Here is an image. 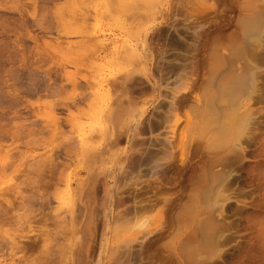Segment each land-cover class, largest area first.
Wrapping results in <instances>:
<instances>
[{"label": "rangeland", "instance_id": "obj_1", "mask_svg": "<svg viewBox=\"0 0 264 264\" xmlns=\"http://www.w3.org/2000/svg\"><path fill=\"white\" fill-rule=\"evenodd\" d=\"M0 264H264V0H0Z\"/></svg>", "mask_w": 264, "mask_h": 264}, {"label": "bare ground", "instance_id": "obj_2", "mask_svg": "<svg viewBox=\"0 0 264 264\" xmlns=\"http://www.w3.org/2000/svg\"><path fill=\"white\" fill-rule=\"evenodd\" d=\"M256 26H257L256 23L250 25L251 28H255Z\"/></svg>", "mask_w": 264, "mask_h": 264}]
</instances>
